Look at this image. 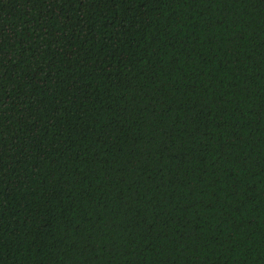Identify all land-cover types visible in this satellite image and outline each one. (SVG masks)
<instances>
[{"label": "trees", "instance_id": "1", "mask_svg": "<svg viewBox=\"0 0 264 264\" xmlns=\"http://www.w3.org/2000/svg\"><path fill=\"white\" fill-rule=\"evenodd\" d=\"M0 264H264V0H0Z\"/></svg>", "mask_w": 264, "mask_h": 264}]
</instances>
